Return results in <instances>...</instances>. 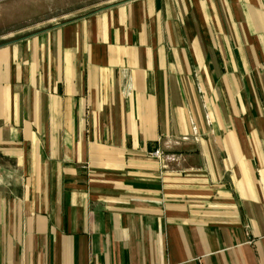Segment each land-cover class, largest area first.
Wrapping results in <instances>:
<instances>
[{
  "label": "crops",
  "instance_id": "1",
  "mask_svg": "<svg viewBox=\"0 0 264 264\" xmlns=\"http://www.w3.org/2000/svg\"><path fill=\"white\" fill-rule=\"evenodd\" d=\"M0 264H264V0L0 44Z\"/></svg>",
  "mask_w": 264,
  "mask_h": 264
},
{
  "label": "rangeland",
  "instance_id": "2",
  "mask_svg": "<svg viewBox=\"0 0 264 264\" xmlns=\"http://www.w3.org/2000/svg\"><path fill=\"white\" fill-rule=\"evenodd\" d=\"M112 0H0V44L96 10Z\"/></svg>",
  "mask_w": 264,
  "mask_h": 264
},
{
  "label": "built area",
  "instance_id": "3",
  "mask_svg": "<svg viewBox=\"0 0 264 264\" xmlns=\"http://www.w3.org/2000/svg\"><path fill=\"white\" fill-rule=\"evenodd\" d=\"M153 156H154L155 158H157V159H161V158H163L164 153H163V151H161V150H156L155 152H153Z\"/></svg>",
  "mask_w": 264,
  "mask_h": 264
}]
</instances>
